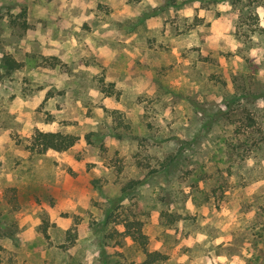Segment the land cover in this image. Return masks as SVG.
I'll list each match as a JSON object with an SVG mask.
<instances>
[{"label": "rangeland", "instance_id": "1", "mask_svg": "<svg viewBox=\"0 0 264 264\" xmlns=\"http://www.w3.org/2000/svg\"><path fill=\"white\" fill-rule=\"evenodd\" d=\"M5 54L0 264H264V0H0Z\"/></svg>", "mask_w": 264, "mask_h": 264}, {"label": "trees", "instance_id": "2", "mask_svg": "<svg viewBox=\"0 0 264 264\" xmlns=\"http://www.w3.org/2000/svg\"><path fill=\"white\" fill-rule=\"evenodd\" d=\"M167 3L173 4L174 0H166ZM22 67V63L18 62L11 55L5 54L0 60V68L3 69L6 73L16 71ZM252 126V124H249ZM78 142V137L71 134H63L60 132H42L37 131L32 138L31 151H35L38 155H45L48 152L61 153L65 152L71 147H73ZM170 162L165 163L163 168H166ZM124 233L129 235L132 240L140 244L141 249L145 255V260L141 264H155L161 259H164L161 253L157 251H148L147 235L144 234L141 230V227L138 225L137 228L134 227V224L126 219L123 223Z\"/></svg>", "mask_w": 264, "mask_h": 264}]
</instances>
